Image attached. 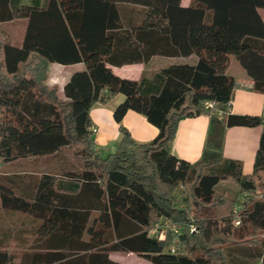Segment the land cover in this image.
<instances>
[{
	"label": "trees",
	"instance_id": "16d2710c",
	"mask_svg": "<svg viewBox=\"0 0 264 264\" xmlns=\"http://www.w3.org/2000/svg\"><path fill=\"white\" fill-rule=\"evenodd\" d=\"M262 10L264 0H192L188 7L182 0H0V23L27 21L21 46L0 36V206L38 223L26 251L0 243V264H120L110 253L151 264H232L234 253L250 264L263 257L264 131L249 176L240 162L204 156L191 164L170 149L185 119L210 116L208 146L217 151L227 128L264 125V116L229 114L242 85L227 74L233 56L251 90L264 95ZM194 55L196 65H172L138 81L111 69ZM53 64L85 69L61 94L48 85ZM119 95L126 97L114 112L122 140L102 158L90 114ZM207 102L216 108L207 111ZM130 111L159 130L152 142L138 144L122 125ZM65 153V169L33 174L31 184L25 180L32 175L1 174ZM224 182L239 186L242 202L217 192ZM181 188L184 208L176 196ZM217 221L234 223L231 232L216 230ZM166 222L181 229L178 236H151Z\"/></svg>",
	"mask_w": 264,
	"mask_h": 264
},
{
	"label": "crops",
	"instance_id": "0c3cea01",
	"mask_svg": "<svg viewBox=\"0 0 264 264\" xmlns=\"http://www.w3.org/2000/svg\"><path fill=\"white\" fill-rule=\"evenodd\" d=\"M191 1L192 0H182V6L188 7L191 4ZM24 21L26 22L25 26H27V21ZM23 39L19 43L18 47L22 45ZM234 60L235 58L230 56L227 74L234 77L237 82L242 85V87L237 89L233 95L231 106L228 111L229 114L253 117L264 116V95L251 90L252 81L248 78L241 65L235 66ZM157 61L160 62L161 67L153 70L155 72L172 65H196L198 57L195 55L189 58L175 59L154 57L148 65H129L124 67H111V69L115 75L122 79L138 81L144 75L148 74V68L150 65ZM84 69L85 66L83 64L71 66L53 64L49 69L48 85L58 86L60 88V93L63 94L64 87L70 81L73 74ZM125 99L126 97L124 95H119L107 105H95L91 111L90 116L93 128L97 131L95 134L96 149L102 158H106L110 154L114 153L122 140L120 125L114 119V112L119 105L125 102ZM217 116H219L218 118H221L219 114H217ZM122 125L129 130L133 139L138 144H147L152 142L159 134V130L150 124L145 116L134 111L127 113L122 121ZM263 131L264 125L251 128H227L225 131L222 149L221 151H217L212 146H208V139L212 134V120L210 116L202 115L199 117L185 119L179 124L176 137L170 144V149L175 157L191 164L200 162L204 156H207L211 160L218 158L224 161L240 162L242 164L244 175L249 176L252 175L254 171L255 157L259 149ZM230 224L234 226V223ZM233 226L231 227V230ZM164 231L165 229L160 232L153 231L151 236L156 233L157 235L155 236L164 240L166 236V231ZM110 259L117 262L111 257Z\"/></svg>",
	"mask_w": 264,
	"mask_h": 264
},
{
	"label": "rangeland",
	"instance_id": "374dc122",
	"mask_svg": "<svg viewBox=\"0 0 264 264\" xmlns=\"http://www.w3.org/2000/svg\"><path fill=\"white\" fill-rule=\"evenodd\" d=\"M30 0H21L22 4H29ZM261 15L264 18V10L261 11ZM25 24L26 22L24 20H14L5 24H0V35L11 45L18 46L19 43L22 41L24 33H25ZM235 66H240V64L234 60ZM161 67V64L159 61L154 62L150 67L148 68L149 72L148 75H151L155 73L157 68ZM233 72V70H232ZM69 150V149H68ZM68 152V151H67ZM71 163L70 154L65 153L60 155L58 158L53 159H47L44 161H35V162H29L26 164H15L9 167L4 168L1 171L2 176H6L7 178H14L18 177L21 178L25 174H29L32 176H29L30 179H26L25 182L27 184H31L33 182L32 177L33 174H42L43 172H56V174L60 173L62 169L67 167V165ZM218 169H214L213 173H217ZM26 175V176H27ZM21 181L20 179L18 180ZM4 182V180L2 181ZM6 182V181H5ZM7 183V182H6ZM217 192L219 194H225L227 197L231 199H237L239 202L243 201L244 194L241 193V190L239 186L234 182H224L219 185L217 188ZM179 206L181 208H184L186 205V193L183 188H181L176 193ZM38 223L32 220L31 218L18 214V213H10L5 210H3L0 206V243L6 242L5 244H8L10 241L13 243H16L20 251H26L23 245L27 246L31 243V240L33 238V234L36 232V227ZM165 223L161 224V226H164ZM211 226V225H210ZM212 226L218 231H221L223 233H230L231 225L230 223L224 222V221H217ZM167 231V230H166ZM212 230L211 228L206 232V238L209 239L211 237ZM157 235L156 233L153 235ZM264 240V237H262ZM27 248V247H25ZM109 256L116 260L117 262H120L122 264H151L149 261L144 259L141 256H138L136 254H128V253H119L114 254L110 253ZM249 259L246 258L244 255L239 253H234L232 256L231 263L232 264H240L242 261H246ZM250 264H264V256L257 259L255 262H249Z\"/></svg>",
	"mask_w": 264,
	"mask_h": 264
},
{
	"label": "built area",
	"instance_id": "2783aa9c",
	"mask_svg": "<svg viewBox=\"0 0 264 264\" xmlns=\"http://www.w3.org/2000/svg\"><path fill=\"white\" fill-rule=\"evenodd\" d=\"M216 106H217V104L216 103H214V102H207L206 103V105H205V109L207 110V111H209V110H212V109H214V108H216ZM218 114L220 115V116H222L223 115V113L222 112H219L218 111ZM94 132L96 133L97 131H96V129H94ZM262 193H261V191L259 190V191H257V195H261ZM235 224L238 226L240 223H239V221H236L235 222ZM164 229H165V231L166 230H170V231H172L175 235H179V233L181 232V229L178 227V226H176V225H174V224H172V223H170V222H166L165 223V225H164ZM164 231V232H165ZM191 231L192 232H196L197 231V228L195 227V226H193L192 228H191ZM164 234V233H163ZM163 234H162V236H163ZM161 236V237H162ZM177 243V241L174 243V245ZM170 251L172 252V253H175V246H173L172 248H170Z\"/></svg>",
	"mask_w": 264,
	"mask_h": 264
}]
</instances>
